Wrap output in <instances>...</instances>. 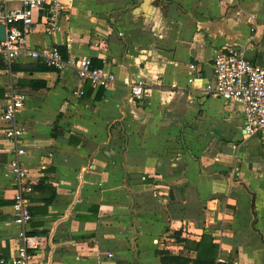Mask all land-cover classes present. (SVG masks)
I'll list each match as a JSON object with an SVG mask.
<instances>
[{"label": "crops", "instance_id": "crops-1", "mask_svg": "<svg viewBox=\"0 0 264 264\" xmlns=\"http://www.w3.org/2000/svg\"><path fill=\"white\" fill-rule=\"evenodd\" d=\"M68 35L71 55L114 73L118 85L96 89L73 70L12 73L3 62L0 262L22 246L2 120L15 85L27 96L22 160L35 185L27 232L44 245L31 264H135V245L139 264H160L157 251L183 250L178 232L195 242L211 234L224 262L264 264L260 140L244 135L241 104L203 89L228 46L259 63L264 0H75L60 33L49 37L39 23L27 47L66 54ZM195 76L203 85H189ZM139 79L142 100L130 95Z\"/></svg>", "mask_w": 264, "mask_h": 264}, {"label": "built area", "instance_id": "built-area-1", "mask_svg": "<svg viewBox=\"0 0 264 264\" xmlns=\"http://www.w3.org/2000/svg\"><path fill=\"white\" fill-rule=\"evenodd\" d=\"M74 6L75 0H0V24L6 27V38L0 42V60L10 69L14 63L26 58L55 72L73 70L83 83L93 88H115L118 81L114 73L94 67L90 58L71 55L73 39L70 35L64 44L66 54L57 45L44 49L27 47V38L39 23L45 27L49 37L60 33L62 24L71 22ZM200 80L195 76L188 83L192 86L203 85V80ZM203 87L206 95L243 106L244 135L259 138L264 155V66L249 59L244 47L228 46L216 55L213 80ZM129 88L132 98L143 99L144 84L140 79L132 80ZM81 95L80 90L78 96ZM26 99L27 96L12 85L3 109L5 137L12 145L14 154L10 164L16 190L12 205L14 224L20 229L22 246L13 257L2 260L0 264H31L34 257L32 250L44 247L39 238L27 232L32 221L29 196L34 193L35 185L22 160L27 155L23 147L26 131L19 115ZM34 240L37 241L35 246Z\"/></svg>", "mask_w": 264, "mask_h": 264}, {"label": "trees", "instance_id": "trees-1", "mask_svg": "<svg viewBox=\"0 0 264 264\" xmlns=\"http://www.w3.org/2000/svg\"><path fill=\"white\" fill-rule=\"evenodd\" d=\"M4 69H6V66L0 60V70ZM10 70L12 73L20 71L54 72L52 69L39 63L25 66L13 64ZM28 234L30 236L38 235V233L32 232ZM174 238L177 243L183 245V250L181 252H174L167 249L157 251L156 254L160 264H235L232 262H224L220 259V245L215 242L214 237L209 233L204 234L199 242L184 238L181 232L176 233ZM134 248L136 250L135 264H139L138 248L136 245Z\"/></svg>", "mask_w": 264, "mask_h": 264}, {"label": "water", "instance_id": "water-1", "mask_svg": "<svg viewBox=\"0 0 264 264\" xmlns=\"http://www.w3.org/2000/svg\"><path fill=\"white\" fill-rule=\"evenodd\" d=\"M6 38V27L0 24V42H3ZM256 50L259 53L258 62L264 66V41L260 46L256 47Z\"/></svg>", "mask_w": 264, "mask_h": 264}]
</instances>
